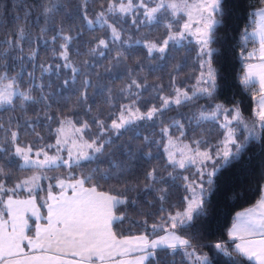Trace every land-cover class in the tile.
<instances>
[{"label": "snow or ice", "instance_id": "snow-or-ice-1", "mask_svg": "<svg viewBox=\"0 0 264 264\" xmlns=\"http://www.w3.org/2000/svg\"><path fill=\"white\" fill-rule=\"evenodd\" d=\"M256 3L261 7H253L235 38L239 83L253 101L246 117L242 100H218L213 45L224 0H0V264H214L216 254L229 264H264V171L255 188L237 193L252 203L226 234L193 230L219 171L251 141L264 140V0ZM128 24L137 32L162 25V39L135 43L160 59L194 50L196 74L178 82L186 60L158 65L151 71L165 72L167 83H150L144 65L129 67L119 48L109 59L114 46L131 47ZM41 42L48 61L41 60ZM85 55L104 57L111 67L101 74ZM53 75L61 88L78 85L70 97L51 91L54 81L45 78ZM172 111L177 116L168 119ZM142 127L154 132L144 135ZM209 128L219 133L215 142L206 138ZM129 134L142 146L113 139ZM154 147L166 167L145 169L141 178L139 162L158 158ZM178 179L184 193L177 205L169 189ZM140 191L153 193L149 207L159 208L133 220L128 212L140 204L132 194Z\"/></svg>", "mask_w": 264, "mask_h": 264}, {"label": "trees", "instance_id": "trees-1", "mask_svg": "<svg viewBox=\"0 0 264 264\" xmlns=\"http://www.w3.org/2000/svg\"><path fill=\"white\" fill-rule=\"evenodd\" d=\"M12 3H15L16 0H11ZM4 3H9V0H4ZM98 7V5H97ZM253 7L259 8L260 4L256 3V0H224V16L222 18L221 24L217 29V40L213 45L214 48L217 49L215 53L214 66L217 69L219 75V88H218V100L220 102H226L233 98L243 101V107L245 110V116L248 117L250 115V109L253 106V101L249 98L247 92L242 90V86L239 83V77L242 74V64L237 59L235 54L236 49V37L239 31V28L247 22L249 13L253 10ZM0 10H2V6H0ZM131 28L132 26L129 25ZM128 29V28H127ZM136 31V30H135ZM97 36L103 37L105 33L103 31H97ZM3 33H0V38H2ZM86 39H89L86 33ZM132 38H137L135 35H132ZM130 41L131 47L128 44L120 47L119 45L114 46L113 52L108 53V57L110 59L111 55L115 54L117 48L126 56L129 57L127 61V65L129 67H135L136 62L139 61L144 65V72L142 75L149 76V82H160L157 77H162L164 82L167 83V74L165 72H155L153 73L151 70L155 69L158 65H174L177 63H182L185 60L187 61V66L184 71L181 73V76L178 82H181L187 79L189 76L196 74V65L194 63V50L191 55L188 54L187 51H171V55H164L163 59H160V53L152 55L149 57L147 55V49L140 44H134ZM187 44V42H184ZM194 49V45H192ZM173 46L170 44V49ZM85 49L81 47V52H84ZM51 53L48 51L47 45L43 42L40 43V57L42 61H48L50 59ZM175 57V60L172 59ZM83 60L90 61L93 65H95V70L104 74V67H111L108 59L104 57L99 58V62L96 57L83 56ZM81 61L78 60L77 64H80ZM103 65V66H101ZM150 66V67H148ZM30 70V69H29ZM91 71V69H89ZM39 75V73H37ZM66 75L65 72L61 73V77ZM110 75V74H108ZM95 79V78H94ZM51 91L53 93H58L67 99L72 95V91L78 85L72 86L71 88H61L60 87V79L56 76H51L50 78L46 76L45 82L50 83L53 82ZM38 82V81H37ZM114 87L119 88L120 85L117 82ZM59 95L57 98H59ZM74 99V98H73ZM204 101L202 100L201 103ZM39 111V108L36 110ZM181 111L187 112V109H181ZM83 115V114H82ZM92 115H97L94 111ZM177 112L172 111L168 115V119L172 117H176ZM29 119H33L31 113L29 115ZM84 119L90 120V116L84 115ZM41 131L40 128L37 129ZM97 129L94 127L92 132L95 133ZM139 131L144 135H149L154 132V129L151 127L140 128ZM240 135H243L244 132L241 129ZM46 135V133H45ZM199 135V134H198ZM219 133L218 131L209 128L206 138L215 142L218 139ZM131 134L129 136L123 137L122 139L114 137V140H118L121 144L132 143L134 146H142V140L130 139ZM155 139H159L158 130H156ZM26 139L31 140L32 137H26ZM50 139V138H49ZM153 156L158 157L152 159L150 162H145L141 160L139 163L142 165V168L136 170V175L142 178L143 170L150 169L152 167H157L163 169L166 167L165 164V154L162 149H156L155 147L152 149ZM103 159L101 161V167L104 170H107L106 164L103 163ZM96 162H91V167L95 168ZM85 172L89 171V169L85 168ZM264 171V140L261 141H251L248 147L245 149V154L242 155L237 161L233 162L231 165L222 168L217 176L216 181V189L212 193L209 198L208 203L206 204V215L202 217L200 221H198L194 227V231L198 228H208L210 231L218 236H222L226 234L227 230L230 228L235 214L250 206L252 200L250 198L238 199L237 193L245 192L248 189L255 188L261 172ZM167 176V173H163ZM136 175L129 176V180H135ZM181 181L178 179L175 182V186L169 189L171 203L179 204L180 197L184 193L183 188L179 187ZM143 187V186H141ZM132 196L136 197L140 207L138 211L129 210L128 216H130L133 220H143L144 216L141 213L155 214L159 205L156 207H149V204L155 203L154 194L147 191H140L133 193ZM147 201V203H145ZM165 207H168L166 204ZM163 215V214H161ZM155 222L153 219H149V224ZM129 225L125 224L124 228L121 231L127 233ZM134 232H139L140 229H133ZM181 259L180 255H177V261ZM214 264H229V260L227 257L221 256L219 254L215 255Z\"/></svg>", "mask_w": 264, "mask_h": 264}, {"label": "rangeland", "instance_id": "rangeland-1", "mask_svg": "<svg viewBox=\"0 0 264 264\" xmlns=\"http://www.w3.org/2000/svg\"><path fill=\"white\" fill-rule=\"evenodd\" d=\"M129 25L130 24L125 25V27L128 28L132 32V35H135L137 37V38H132L133 40L132 43L134 44H137L135 43L136 40H142L145 36H148L152 40L162 39L164 35V31H165L162 25L160 26H156V25L143 26L142 25L140 27V30L137 32L135 31V29L131 28ZM140 45H143V43H141ZM155 54L157 53H153L152 55H155ZM194 75L195 74L191 76H194ZM50 175H52V173H50Z\"/></svg>", "mask_w": 264, "mask_h": 264}, {"label": "crops", "instance_id": "crops-1", "mask_svg": "<svg viewBox=\"0 0 264 264\" xmlns=\"http://www.w3.org/2000/svg\"><path fill=\"white\" fill-rule=\"evenodd\" d=\"M243 210H244V209H243ZM243 210H240V211H238V212H241V211H243ZM238 212H237V213H238ZM235 215H236V214H235ZM234 218H235V216H234ZM232 223H233V222H232ZM231 225H232V224H231ZM230 227H231V226H230Z\"/></svg>", "mask_w": 264, "mask_h": 264}]
</instances>
